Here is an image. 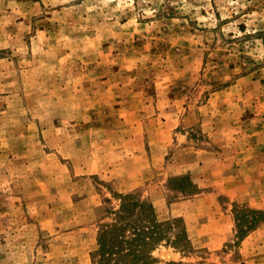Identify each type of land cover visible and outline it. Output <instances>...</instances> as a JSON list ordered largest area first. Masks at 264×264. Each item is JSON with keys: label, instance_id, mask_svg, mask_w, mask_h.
<instances>
[{"label": "rangeland", "instance_id": "1", "mask_svg": "<svg viewBox=\"0 0 264 264\" xmlns=\"http://www.w3.org/2000/svg\"><path fill=\"white\" fill-rule=\"evenodd\" d=\"M0 264H264V0H0Z\"/></svg>", "mask_w": 264, "mask_h": 264}]
</instances>
